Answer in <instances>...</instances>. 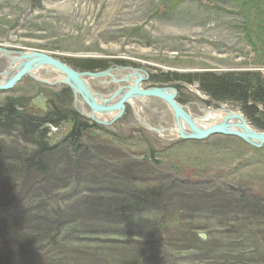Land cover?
<instances>
[{"label":"rangeland","instance_id":"rangeland-1","mask_svg":"<svg viewBox=\"0 0 264 264\" xmlns=\"http://www.w3.org/2000/svg\"><path fill=\"white\" fill-rule=\"evenodd\" d=\"M0 49L12 58L41 52L78 73H93L88 63L103 61L99 72L147 76L142 89H176L177 102L198 118L230 109L264 132L236 105L217 106L197 84L150 82L168 73L264 77V0H0ZM10 67L0 52V80ZM54 70L38 71L43 82L27 75L0 91V109L37 120L56 110L69 117L39 128L48 130L44 144L60 148L46 158L48 174L16 161L14 186L2 195L6 183L0 185V221H34L24 234L37 239L29 251L13 249L6 236L11 224L3 221L0 257L7 262L0 264H117L119 253V264H264V145L222 134L181 139L170 107L158 98L135 100L139 115L128 105L120 117L99 120L71 88L53 80L60 75ZM89 82L99 105L125 86L103 77ZM39 97L44 104L36 108ZM76 124L86 128L75 152L69 136ZM0 143L12 161L40 149L20 131L0 132ZM154 188L162 205L123 213L119 225L100 218L106 208L98 201H133ZM102 222L125 227L126 234L106 233ZM201 235L208 244H196ZM123 241L121 252L111 251Z\"/></svg>","mask_w":264,"mask_h":264},{"label":"trees","instance_id":"trees-1","mask_svg":"<svg viewBox=\"0 0 264 264\" xmlns=\"http://www.w3.org/2000/svg\"><path fill=\"white\" fill-rule=\"evenodd\" d=\"M88 64V66L93 70L105 66L103 61L89 62ZM163 75L164 77L161 79L158 77H152L150 82L156 85L159 83L182 84V82L187 85L197 84L201 92L208 95L212 102L217 104V106L224 104L236 105L245 117L250 119V121L254 125L258 126L260 130L264 131V77L262 75L256 73H223L217 75L206 72L193 75H178L172 73ZM67 118L69 117L66 113L57 110L54 111L48 119L37 120L31 118V116H21V114H19L13 107L0 109V132L4 134H11L13 132L17 133V131H20V134L25 142H30L33 145L40 147L39 151L34 153L31 157L20 160L18 158L17 160L12 161L9 160L12 157H10L9 153H6L3 144L0 143V185L2 183H6V186L3 188L4 190H2V195L3 193H6L7 188L9 189L14 186L17 176L15 174V168L12 164L16 161L19 163L22 161L25 166H29V168L34 170L37 175L39 174L43 176L48 174L49 168L46 163V158L48 155L58 152L60 148H49L46 144H44L42 135H46L47 129L40 131L39 128H46L44 124L48 123L59 125L63 121L67 120ZM84 128L81 127V129H78L76 124L69 136V138L73 141L75 152L81 149L80 131H83ZM53 178H56V176ZM135 195L132 197V199H134L133 201H98L100 206L103 205L106 208V210L102 212V215L104 216L100 215V218L105 217V219L109 220L110 223L119 225L122 222L120 217L123 213L131 212L137 208H147V206L150 207V204L162 205L165 203L160 191H156L155 188L136 193ZM221 208L223 207L221 206ZM254 209L257 210L256 208ZM96 213L98 212H95V214ZM95 216L98 215L96 214ZM3 221L5 224L7 223L8 226L10 224L13 225H10V229L6 226L8 228V234H6V236L9 235L10 244L13 245V249L26 248V251L32 249L37 239H33L29 237V235L24 234V230L25 228H30L31 226H29V224L34 221H30L28 225L26 224L27 222H14L7 218ZM3 221H0V227H4L5 224ZM52 223H56L57 226L59 224L56 221ZM102 225V230L106 233L113 232L115 234H126L124 230L125 227L121 228V231H117L113 227L111 228V225H109L108 222H102ZM49 230L51 229L45 230V232L47 233ZM198 239L201 242L199 243L196 238V244L206 245L207 242L203 241L202 238L198 237ZM2 241L4 240L0 239V242ZM126 243V241H123L118 245L115 243L117 246H112L111 251H114L115 254L121 252ZM119 245H121V247ZM119 254H121V256L118 255L117 258L114 256V260L117 264L122 262L121 260H117L122 258V253ZM0 262L7 261L0 257Z\"/></svg>","mask_w":264,"mask_h":264},{"label":"water","instance_id":"water-1","mask_svg":"<svg viewBox=\"0 0 264 264\" xmlns=\"http://www.w3.org/2000/svg\"><path fill=\"white\" fill-rule=\"evenodd\" d=\"M0 52H2L3 55L10 58L13 62L18 60L19 58L24 60V63H22L19 66V70L15 75H13L5 84L0 85V91H9L11 90L17 83L21 82L22 79L27 75H33L35 70L42 69L43 67H50L52 69H55L59 72L63 73V82H66V85L71 88L75 96L80 95L83 100L87 103V105L93 110V112H99V113H117L120 112L118 116L115 118L120 117L125 109L127 100L131 98L132 96H138L143 98H158L164 101L171 109L175 121L176 126L179 130V133L177 135L181 139L185 140H205L209 138L210 136L215 134H225V135H233L235 137H242L245 138V142L255 148H261L264 145V132H254L250 128L248 129V125L246 123V120L241 116L242 125L241 128L244 127V132H246V135L244 133H240L239 131L235 130H227L226 125L224 128L223 123L216 124L214 126H211V129L207 130H200L198 129L195 124L192 121V116L187 113L186 108L181 106L176 98H177V91L175 89L171 88H151V89H142L140 87V84L143 83V81H148V77L146 76V79H143L142 75L137 73L138 75V81L136 82L135 86L133 88H130L128 92L122 97L120 100H116L117 94L112 95L111 99L104 102L102 105H99L96 103V101H92L90 99V92L88 88L85 86L83 79L84 77H91L92 79H98L100 77H107L110 76V71L106 72H100V73H78L68 67L67 65L63 64L62 62L54 59L53 57H50L44 53L41 52H32V53H21L19 57L12 58L10 57V52L4 49H0ZM9 71V70H8ZM7 71V72H8ZM132 75L126 76L124 79H121L123 81L129 80ZM83 78V79H82ZM60 82V81H59ZM172 90L174 93L169 94L166 91ZM109 104V105H108ZM182 120V121H180ZM184 122L187 123L192 129V134H187L185 130H183L181 123ZM177 130V131H178ZM155 132L156 129H155ZM202 239H205V235H201Z\"/></svg>","mask_w":264,"mask_h":264},{"label":"bare ground","instance_id":"bare-ground-1","mask_svg":"<svg viewBox=\"0 0 264 264\" xmlns=\"http://www.w3.org/2000/svg\"><path fill=\"white\" fill-rule=\"evenodd\" d=\"M10 62H11V67L9 69L8 72L4 73L3 75H1L2 79L0 80V85H3L5 84L13 75H15L17 73V71L19 70V66L24 63V60L19 58L18 60H16L15 62H13L11 59H10ZM47 70H52V68L50 67H46ZM38 71H40V69L38 70H35L34 74H33V77L36 79V80H39V81H45V79L43 77L40 76V74L38 73ZM55 71V70H54ZM57 72V71H55ZM102 72V71H101ZM58 73H60V76L59 78L57 79H53L55 80L56 82H63V74L61 75V72L58 71ZM110 73V72H109ZM132 75L130 78L128 77L129 80L127 81H123L121 80L120 78H118L115 74H113V72L110 73V76H108L112 81H113V84H122L124 83L125 86L122 87L120 86L117 90H116V93L117 94V98L116 100H120L122 97H124V95L128 92V90L130 88H133L136 84V82L138 81V75H137V72H132ZM128 76V75H127ZM4 77V78H3ZM32 77V76H31ZM126 77V76H125ZM124 77V78H125ZM143 79H145L144 76H142ZM105 78V77H104ZM123 78V79H124ZM83 79V78H82ZM83 82L85 84V86L88 88L89 92H90V99H91V102L94 100H98L99 97L97 95L94 94V92L89 88V83H88V79L87 77H85L83 79ZM48 83V82H47ZM55 84V83H54ZM66 84V82H65ZM164 88V87H163ZM176 90V89H175ZM167 93L169 94H173L174 92L172 90H169V91H166ZM113 94V95H115ZM77 97V100L79 98V96H76ZM112 96H109V99H111ZM108 99V100H109ZM139 100H142V99H147V98H143V97H138V96H132L131 98H129L126 102V107L129 105L131 107L134 108V110H136L135 112L137 113V115H139V112L137 110L138 106L135 102V100L138 101ZM102 100V99H101ZM98 102V101H97ZM84 103V102H83ZM86 103V102H85ZM87 104V103H86ZM102 104V103H101ZM109 105V104H108ZM46 108V107H45ZM126 110V109H125ZM84 113V112H83ZM188 114H190L192 117V121L193 123L195 124V126L200 129V130H207V129H211V126H214L216 124H221L223 123V125L225 124L226 125V129L227 130H235L236 132L239 131L240 133H244L246 135V132H244V127L241 128V125H242V120L239 116V114L237 112H235L234 110H230V109H225V108H221L219 110H213L211 111V113L209 111H206V113H204L201 117H196L194 115H192L191 113L187 112ZM93 116L98 118L99 120H105L106 118L105 117H102L101 115H107L106 117L108 118H115L116 116H118L120 114V112H117V113H99V112H93ZM107 118V119H108ZM143 118V117H142ZM140 119V118H139ZM111 121V119H110ZM113 121V120H112ZM182 121V120H180ZM174 122H175V125H176V121H175V118H174ZM106 123V122H105ZM109 123V121H108ZM112 123V122H111ZM143 123V122H142ZM181 123V126L183 128V130H185L187 132V134H192V131H191V127L187 124V123H184V122H180ZM144 124V123H143ZM225 125H224V128H225ZM151 126V125H150ZM248 129L250 128L251 130H253L251 127H247ZM175 129L178 130L177 126H175ZM160 130V129H159ZM177 130L175 131L176 133H179L177 132ZM179 131V130H178ZM254 132H256L255 130H253ZM56 132V131H55ZM174 132V133H175ZM157 134L160 133L163 135V132H159L157 131L156 132ZM213 135V134H212ZM223 136H228V135H225L223 134ZM238 138V137H236ZM238 139H241L242 141H246L245 138H242V137H239ZM154 155V154H153ZM140 157V156H139ZM147 166V165H146ZM65 168V167H64ZM56 171V170H55ZM32 176V175H31ZM163 176V175H162ZM200 178V177H199ZM159 180V179H158ZM165 181V180H164ZM207 184V183H206ZM26 186V185H25ZM201 188V187H200ZM210 189V188H209ZM228 189V188H227ZM241 190V189H240ZM17 192V191H16ZM234 193V192H233ZM213 196V195H212ZM230 196V195H229ZM13 199V198H12ZM17 199V198H16ZM196 199V198H195ZM217 201V200H216ZM228 201V200H227ZM230 203V202H229ZM232 203V202H231ZM240 204V203H239ZM229 205V204H228ZM236 206V205H235ZM228 209V208H227ZM211 212V211H210ZM22 219V218H21ZM175 221V220H174ZM19 229V228H18ZM127 239V238H126ZM130 239V238H129ZM136 242V241H135ZM206 242V241H205ZM134 245V244H133ZM133 248V247H132ZM132 263V262H131Z\"/></svg>","mask_w":264,"mask_h":264},{"label":"flooded vegetation","instance_id":"flooded-vegetation-1","mask_svg":"<svg viewBox=\"0 0 264 264\" xmlns=\"http://www.w3.org/2000/svg\"><path fill=\"white\" fill-rule=\"evenodd\" d=\"M95 62H97V61H95ZM121 67H127V66H121ZM89 71H90V69H89ZM93 73H100L98 70H96V69H94V70H91ZM119 71V70H118ZM102 72H106V71H102ZM58 75V77L60 76L59 74H57ZM104 78V77H103ZM105 78H109L108 76L107 77H105ZM88 79V83L90 84V82H89V80H93L92 78H87ZM66 94H68V93H66ZM79 98H81V101H83L84 103H85V101L83 100V98L81 97V96H79ZM44 98H42V97H39L36 101H35V103H34V106L36 107V108H41V107H43V104L41 103V101L43 100ZM48 103V102H47ZM86 104V103H85ZM48 108H46V110H47ZM51 114V113H50ZM72 118H71V120L72 121H74V122H76V117H75V114L73 113L72 114ZM68 119V118H67ZM80 123V122H79ZM86 126V125H85Z\"/></svg>","mask_w":264,"mask_h":264}]
</instances>
